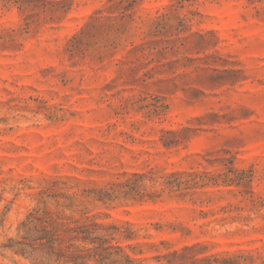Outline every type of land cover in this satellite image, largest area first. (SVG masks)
Returning <instances> with one entry per match:
<instances>
[{"label":"rangeland","instance_id":"374dc122","mask_svg":"<svg viewBox=\"0 0 264 264\" xmlns=\"http://www.w3.org/2000/svg\"><path fill=\"white\" fill-rule=\"evenodd\" d=\"M33 1L0 0V264H264V0Z\"/></svg>","mask_w":264,"mask_h":264},{"label":"trees","instance_id":"16d2710c","mask_svg":"<svg viewBox=\"0 0 264 264\" xmlns=\"http://www.w3.org/2000/svg\"><path fill=\"white\" fill-rule=\"evenodd\" d=\"M136 1L137 0H129L128 4L136 3ZM34 2L35 1L30 0L29 3L34 4ZM68 2L69 0H62L60 2V6H64V8L66 7V11L70 10L69 5L67 6ZM23 226L26 230V238H24V243H20L23 248L19 251V253L29 259L37 260V253L40 250L39 247L43 248L46 245V241L49 242V236L57 238V235L53 234L52 231H49L47 222L37 215H31ZM73 231L78 233L79 229ZM26 239L29 240L27 241L29 243H26Z\"/></svg>","mask_w":264,"mask_h":264}]
</instances>
